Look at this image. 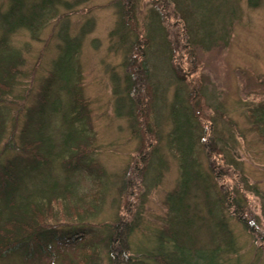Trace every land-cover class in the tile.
Segmentation results:
<instances>
[{
    "label": "rangeland",
    "instance_id": "374dc122",
    "mask_svg": "<svg viewBox=\"0 0 264 264\" xmlns=\"http://www.w3.org/2000/svg\"><path fill=\"white\" fill-rule=\"evenodd\" d=\"M65 1L73 4L65 22H60L68 36L74 39L82 27L85 30L75 55L73 85L84 108L72 110L71 92L53 83L47 104L56 102L58 113L47 111L50 115L42 120L49 122L42 131L49 134L56 154L63 141L73 136L68 123L73 124L71 130L87 149V168L67 173L60 160H53L49 172L60 183L67 178L75 183L78 194L87 195L89 206L85 210L83 206L84 214L76 210L71 215L65 205H54V217L49 220L46 213L47 224L41 229L55 226V238L32 244L28 253L12 251L0 257V264H110L108 249L117 237L113 229L119 220L134 227L125 242L137 264L168 260V264H264V140L251 121L256 118L263 129L259 110L264 109V0L256 7H249L248 0H178L177 6L165 0L162 3L167 5L159 12L166 34L152 19L151 0ZM185 11L191 14L188 33ZM204 15L211 18L212 26L205 25L212 32L209 38L200 27ZM53 27L54 22L38 40L26 31L8 38V50L18 53L19 63L12 91L1 96L0 152L4 148L6 152L0 153V164L7 158L24 160L31 155L23 151L19 138L60 52L62 42L52 35ZM136 36L141 44L145 36L150 37L145 55L144 45L134 46ZM131 61H145L155 91L153 132L143 143L126 93ZM188 94L200 110L199 126L190 114ZM66 109H71L68 122L62 118ZM172 112L185 134L190 133L197 169L207 178L170 202L173 214L166 199L176 188L180 170L170 142ZM78 114L81 118L73 120ZM140 155L149 163L141 180L134 165ZM47 171V166H41L39 179L28 177V192L49 184L42 178L48 177ZM124 182L129 184L126 189ZM223 194L244 207L245 214L237 217L232 208L226 215L218 212L217 201ZM176 212L179 221L174 219ZM246 215L251 229L244 226ZM76 229L85 231L77 242L68 234ZM179 234L182 241L173 243L170 238Z\"/></svg>",
    "mask_w": 264,
    "mask_h": 264
},
{
    "label": "trees",
    "instance_id": "16d2710c",
    "mask_svg": "<svg viewBox=\"0 0 264 264\" xmlns=\"http://www.w3.org/2000/svg\"><path fill=\"white\" fill-rule=\"evenodd\" d=\"M126 1L127 0H125V2ZM151 1L155 4V6L152 7V19L156 26L162 31L163 26L160 21H163L160 19L161 14L159 8L165 4L162 3L165 2V0ZM168 2H173L176 6L179 4L178 0H168ZM258 3L259 0H248L249 7H256ZM72 6V3L65 0H0V102H2V95L12 91L15 77L18 73V53L8 50V38L10 35L15 34L18 31H26L32 39L38 40L41 32L54 22L52 35L57 36L62 42L61 48L59 49L60 52L52 64V72L49 73V78L46 79L40 90L38 104L34 109L29 110L28 112V114L33 117H29V120L27 124H25L19 138L20 144H22L24 148L23 151H28L31 154L30 157L24 160H19L14 156L7 158L2 164H0V257L7 256L10 252L15 250H22L28 253L30 252L28 249L32 244L38 243V241L44 242L45 239L49 240L55 238V226L46 225L47 228L44 230L41 229V226L47 224L45 222L46 217H44L46 213H48L47 218L49 220L54 217H52L54 205H65L71 212V215H76V210H80L81 213L84 214L82 209L83 206L84 210L89 206L87 195L82 193L78 194L75 183L67 181L68 178L66 179V182L60 183L58 180L52 178L49 172V170H51L50 163L53 160H60L63 170L67 173L87 168V164L84 161L87 149H85V145L78 141L74 135L73 129L71 130L73 124L70 122L68 123L70 125L69 133H73V136L70 139L63 141L62 149L56 154L52 153L53 144L50 136H48L49 134L47 133L48 135L46 136L42 131L44 125L46 124L47 126L49 122L48 119L47 123L42 120L43 118H48L50 115L47 111H52L51 114L58 113V107L55 106L56 102H53L50 106L47 104V96L54 86L53 83H55L57 87L60 83V89L64 87L71 92L70 94L73 100V105L71 107L72 110L84 108L81 97L78 95L77 89L73 85L75 82L74 80L77 79L75 55L80 46V37L84 34L85 30L84 27H82L79 37H73L74 39H71L66 31V25H61L60 23L65 22L64 19L67 18L68 13H71ZM62 11H64V13ZM183 14L185 15V20L184 16L180 18L184 20L185 29L188 33L190 32L188 22L191 20V14L188 11L183 12ZM123 23L124 20L121 25L125 26ZM200 23H202L200 27L203 29H206V26H212L210 16H202ZM206 32L207 37L209 38L210 35H212V32L209 29H206L205 33ZM162 33L166 34L164 31H162ZM201 39L200 42H202ZM144 40L145 42L142 44L139 42L137 36L134 40V46L135 44H138L139 46L144 45L141 47V49H143L141 50L143 55L146 54L147 45L151 44L149 36H145ZM168 49L171 51V47ZM130 64L129 67L131 72L126 77V93L128 92L127 97L131 103L130 115H133L134 119L139 122L140 132H143V134H140L142 140L141 143H143L147 135H150L153 132L150 128V122L153 111L152 106L154 105L153 95L155 96V91L152 89V85L148 80L149 77L145 61L140 64L131 61ZM61 82L63 83L62 85ZM196 90H192L193 94L198 93ZM189 99L190 114H192L199 126L201 121L197 115L200 113V110H196L194 104H192L193 98L191 97V94H188V100ZM70 111L71 109H68L62 116L66 122L71 118ZM259 111V119L264 124V109L261 108ZM67 113L69 116L66 115ZM172 113L173 132L171 134L170 142L172 145L171 147H174L173 149H175L174 153L178 156L180 178L177 182L176 188L173 192L168 194L166 199V202H168L169 205L168 211L170 213L173 211L171 210L173 207H171L170 202L173 201L175 197L182 198L195 182L198 181L199 183L204 182L205 179L207 180V178L202 176L197 169V162L194 158L193 140L190 133H188V135L185 134L183 124H181L180 120L175 117L174 112ZM80 118L81 115L78 114L73 120ZM255 119L256 118L253 120L251 119V121L253 122L254 127H256L257 132V128L259 129L261 134L259 132L258 134L264 140V127L263 129H260V127L256 125L257 121H255ZM202 128L205 129L204 126H202ZM2 131L3 130L0 127V138ZM75 143H77V145H75ZM45 145L47 146L45 147ZM5 147L9 150L11 148L8 144ZM139 151L141 152V148ZM5 152L6 148L0 153L4 154ZM73 152L75 153L73 154ZM147 161L148 159H146L144 155H140L139 163H134L137 167L139 180H141L143 170H146L148 167L149 163H147ZM41 166H47L48 171L46 174L48 177L42 176V178L48 179L49 184L45 182L47 186L44 189L38 188L32 190V192H28L29 188L25 183H27L29 176L35 180L39 179L40 176L36 175L42 173L40 172ZM29 173L32 175H28ZM128 185L129 184L124 182L123 188L126 189ZM205 189L206 197L208 198L209 187L207 186ZM221 197L222 199L219 197V201H217V206H219L217 207V210L218 212L221 210L222 215L223 212L226 215V212L230 211L231 208L237 217H241L242 214H245V208H240L241 206L234 201L229 200L230 196L228 197L226 194H223ZM138 198L140 199V196ZM139 199H137V202ZM176 213L177 214H174V219L179 221V213ZM134 219L135 218L133 217V221ZM244 220L246 222H243L244 226L250 228L252 226V221L249 220L247 215L244 217ZM80 227L84 226L81 225ZM133 228V225L129 222H123L121 220L117 221V224L113 229V236L116 235L118 238L116 237L110 240L111 243L108 249L110 264H137V261L135 260V262L134 259L128 255L129 246L128 243L125 242L127 232L129 233ZM74 231L75 232L73 233L68 232V234L75 236L74 239H76L75 241L77 242L82 238V234L85 231L83 229H76ZM28 232L32 233V235ZM45 236L48 237L46 238ZM25 237L27 240L23 241ZM170 239L172 242L174 240L173 243H175V241H182L181 239H183V236L179 234L176 238L171 237ZM59 240H62V238ZM175 248L177 250V246H175ZM25 254L24 256L28 255ZM168 261L166 264L169 263Z\"/></svg>",
    "mask_w": 264,
    "mask_h": 264
}]
</instances>
